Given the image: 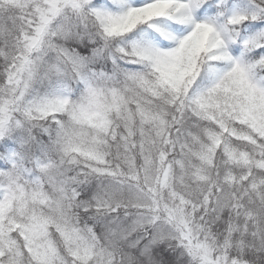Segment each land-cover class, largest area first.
<instances>
[{
    "label": "snow or ice",
    "instance_id": "obj_1",
    "mask_svg": "<svg viewBox=\"0 0 264 264\" xmlns=\"http://www.w3.org/2000/svg\"><path fill=\"white\" fill-rule=\"evenodd\" d=\"M0 264H264V0H0Z\"/></svg>",
    "mask_w": 264,
    "mask_h": 264
}]
</instances>
